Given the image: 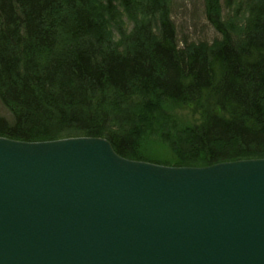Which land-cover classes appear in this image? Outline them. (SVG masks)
<instances>
[{
  "label": "trees",
  "instance_id": "trees-1",
  "mask_svg": "<svg viewBox=\"0 0 264 264\" xmlns=\"http://www.w3.org/2000/svg\"><path fill=\"white\" fill-rule=\"evenodd\" d=\"M170 1L0 0V137L103 138L171 167L264 159V0H222L224 23L221 0H204L221 36L209 48L181 46L167 20L158 35L124 30L126 14H169Z\"/></svg>",
  "mask_w": 264,
  "mask_h": 264
},
{
  "label": "water",
  "instance_id": "water-1",
  "mask_svg": "<svg viewBox=\"0 0 264 264\" xmlns=\"http://www.w3.org/2000/svg\"><path fill=\"white\" fill-rule=\"evenodd\" d=\"M0 264H264V159L170 167L103 138L0 137Z\"/></svg>",
  "mask_w": 264,
  "mask_h": 264
},
{
  "label": "rangeland",
  "instance_id": "rangeland-1",
  "mask_svg": "<svg viewBox=\"0 0 264 264\" xmlns=\"http://www.w3.org/2000/svg\"><path fill=\"white\" fill-rule=\"evenodd\" d=\"M203 2L204 0H171L169 2V14H160L156 17L147 16L144 11L146 9L144 8V10H142L144 14L137 12L133 17H131V14H126L123 18L124 24L122 25L124 30L129 33L133 25H137L140 22H144L145 24L148 23L154 31V34L158 35L162 31L159 21L167 20V22L173 26L176 39L181 46L193 44L198 46L203 45L209 48L216 45L220 41L221 36L208 22L206 17V5H204ZM241 3L243 5V1H241ZM236 4L238 6V0H236ZM219 7L220 18L224 23V21L227 20L224 16L227 9L225 2L221 0ZM149 9L151 10V13H157L155 6H151ZM235 11V6L231 4L229 6V12L234 14ZM239 11L240 12L237 13V16H240L242 13L241 10ZM107 12L112 16V20H115L116 17L119 16L114 13L113 8ZM228 17L230 19L232 16L228 15ZM114 23H116V21L112 22L113 28L110 29L109 36L117 39V30ZM0 117L10 119L8 111L3 107L1 102Z\"/></svg>",
  "mask_w": 264,
  "mask_h": 264
}]
</instances>
